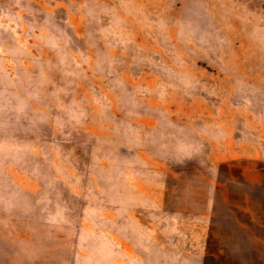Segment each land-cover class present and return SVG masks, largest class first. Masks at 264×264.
I'll return each mask as SVG.
<instances>
[{"label": "rangeland", "instance_id": "obj_1", "mask_svg": "<svg viewBox=\"0 0 264 264\" xmlns=\"http://www.w3.org/2000/svg\"><path fill=\"white\" fill-rule=\"evenodd\" d=\"M0 264H264V0H0Z\"/></svg>", "mask_w": 264, "mask_h": 264}]
</instances>
